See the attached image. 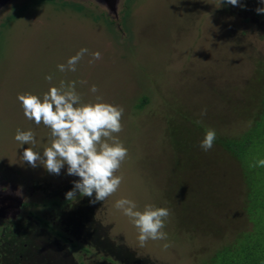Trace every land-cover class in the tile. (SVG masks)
I'll return each mask as SVG.
<instances>
[{"label": "rangeland", "instance_id": "obj_1", "mask_svg": "<svg viewBox=\"0 0 264 264\" xmlns=\"http://www.w3.org/2000/svg\"><path fill=\"white\" fill-rule=\"evenodd\" d=\"M255 1L124 0L117 18L90 0H13L2 10L0 189H21L22 220L35 225L36 219L62 238L38 241L42 253L49 249L59 257L64 246L67 264L106 263L111 255L93 242L98 237L133 253L131 261L116 264H203L243 232L255 229L264 238V168L250 167L264 158V13L256 12L264 3ZM81 48L89 51L77 70L60 72L57 65ZM96 51L101 59L90 64ZM49 74L53 84L77 81L85 101L102 95L125 109L118 135L128 156L117 173L124 180L106 201L90 204L92 215L83 207L95 237L79 216L87 197L65 198L78 177L67 175V165L60 175L42 164L31 167L22 160L29 145L14 139L19 128L34 132L41 154L49 144L50 129L28 120L17 99L47 92ZM207 128L217 138L205 152L199 144ZM248 131L255 137L247 165L253 175L249 193L259 205L256 225L244 208L250 195L243 164L220 142ZM123 197L141 209L146 203L170 209L167 240L139 247L138 230L115 208ZM64 234L77 244H64Z\"/></svg>", "mask_w": 264, "mask_h": 264}, {"label": "clouds", "instance_id": "obj_2", "mask_svg": "<svg viewBox=\"0 0 264 264\" xmlns=\"http://www.w3.org/2000/svg\"><path fill=\"white\" fill-rule=\"evenodd\" d=\"M232 6H243L240 0H220ZM264 3V0H261ZM257 14L264 13V7H257ZM87 48H81L71 56L66 63L57 65L60 72H75L78 63L88 54ZM89 63L101 59V53H91ZM49 82L47 92L35 94L25 92L18 94L23 112L28 120L36 125L41 123L50 129L49 144L41 151L37 149L35 134L32 130H16L14 139L20 145L28 144L22 154V160L36 168L42 164L48 173L60 175L67 165V175L78 177L73 181V187L66 192L68 201L80 197L90 198L95 204L106 201L120 188L124 177L117 174L122 163L128 156V149L119 138L123 130L122 117L125 109L121 105L106 101L102 95L85 101L77 91V81L60 80L53 84V76L47 75ZM81 85L87 81H79ZM90 92L96 94L99 89L95 84ZM206 109L200 115L205 116ZM199 123V121H198ZM217 134L214 128H207L200 141L199 147L210 151L215 143ZM252 168H264V158H258L250 165ZM115 208L122 212L138 230V246L145 247L148 241L167 240L164 231L166 221L171 212L167 207L153 203L144 204L141 209L137 203L127 197L115 202ZM170 247L168 243L164 248Z\"/></svg>", "mask_w": 264, "mask_h": 264}, {"label": "trees", "instance_id": "obj_3", "mask_svg": "<svg viewBox=\"0 0 264 264\" xmlns=\"http://www.w3.org/2000/svg\"><path fill=\"white\" fill-rule=\"evenodd\" d=\"M112 23H114V21ZM261 117L264 118V112ZM256 121L254 125L257 124ZM254 139L255 137L253 136V133L248 131L240 139H227L225 141L221 140L220 142H222L223 146L228 149V151H230L235 157H237L243 164L245 180L247 184L246 193L250 195L247 196L244 208L251 221L253 220L255 222L254 224L256 225L255 215L259 210V205L254 202L255 197H257V195H254V191L251 194L249 193L251 186L253 190V185L249 184V181L252 180L253 175L251 173L250 167L247 165L249 162L250 149L254 146L252 145L254 143ZM83 201L79 206L81 209L80 213H82V215L80 214L79 216L81 220L82 218L86 219V221L82 220L81 222L84 226L89 228L92 227L91 229L94 232L90 230V235L95 237L97 231L96 228H93L92 226V222L94 223V221L90 219L88 220L83 213L84 210L87 209L90 212V215H92L93 209L90 205L91 203L88 197ZM52 206L60 207L57 202H54ZM83 207L86 209H83ZM30 215H32V212ZM41 219L43 220L44 218ZM34 220L37 222L35 225L31 220L24 222L22 218H20V220L16 221V223L13 225H7V227H5L1 237L6 243V259L4 260V264H67L69 253L65 252L66 248L64 246H62L63 250L59 248V251L62 252L59 257L54 256L55 258H52L49 254H51L53 251H49L48 248L49 254L48 252L46 254L44 252L42 253L41 248L37 244L38 241L44 240L45 238L46 241H55L57 243L58 241H61L62 238L50 234L45 229V226H41V224H39L36 219ZM36 232L38 234H36ZM86 233L88 234L87 230ZM64 235L66 237H64L66 239V243H69V236L66 234ZM92 239L98 248L103 247L104 251H107V253L111 255V259L108 258L106 263L97 264H116V261H122V263L131 261L133 253H128L126 249L124 253V248L122 246L113 248L112 243L108 238L98 239L97 237ZM236 239L237 240L235 244L232 243L219 248L214 252L211 259H209V261H204L203 264H264V238L259 235L255 229L252 232H243L241 237L237 236ZM76 244V242L70 243V245L73 246ZM63 254H65V256Z\"/></svg>", "mask_w": 264, "mask_h": 264}, {"label": "water", "instance_id": "obj_4", "mask_svg": "<svg viewBox=\"0 0 264 264\" xmlns=\"http://www.w3.org/2000/svg\"><path fill=\"white\" fill-rule=\"evenodd\" d=\"M13 0H0V13L3 12L9 3ZM97 4L103 5L113 14L115 18L119 15L120 5L124 0H90ZM1 187V185H0ZM24 198L21 189L16 187H8L0 189V217L15 219L22 212Z\"/></svg>", "mask_w": 264, "mask_h": 264}, {"label": "flooded vegetation", "instance_id": "obj_5", "mask_svg": "<svg viewBox=\"0 0 264 264\" xmlns=\"http://www.w3.org/2000/svg\"><path fill=\"white\" fill-rule=\"evenodd\" d=\"M255 2H261V0H257ZM262 3V2H261ZM26 202H24L23 208L26 206L25 205ZM22 208V212L21 214H19L15 219L12 218H1L0 217V264H4V260L6 259V243L2 240V235H3V231L5 229V227H7V225H13L14 223H16V221L20 220L22 213H23V209ZM32 211H29V215ZM31 216V215H30ZM72 240L69 239V243H64V244H70ZM107 261V260H106Z\"/></svg>", "mask_w": 264, "mask_h": 264}]
</instances>
